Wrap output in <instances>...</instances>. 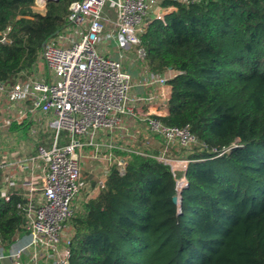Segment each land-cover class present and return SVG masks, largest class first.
<instances>
[{
  "label": "trees",
  "instance_id": "1",
  "mask_svg": "<svg viewBox=\"0 0 264 264\" xmlns=\"http://www.w3.org/2000/svg\"><path fill=\"white\" fill-rule=\"evenodd\" d=\"M73 1L49 0L40 12L36 0H0V39L11 40L0 41V80L38 70L42 43L65 26ZM171 2L140 34L144 64L178 72L160 119L188 124L206 146L180 151L189 164L179 202L181 172L157 158L162 138L144 154L116 150L126 173L111 164L75 211L69 264H264V0ZM24 200L0 196L5 246L23 230Z\"/></svg>",
  "mask_w": 264,
  "mask_h": 264
},
{
  "label": "built area",
  "instance_id": "2",
  "mask_svg": "<svg viewBox=\"0 0 264 264\" xmlns=\"http://www.w3.org/2000/svg\"><path fill=\"white\" fill-rule=\"evenodd\" d=\"M43 2L46 4V0ZM154 2L73 1L65 26L42 45L40 57L47 67V77L21 71L11 82L0 80V99L30 102L31 109L51 115L46 128L52 138L49 147L38 146L41 173L31 174L20 193L25 199L20 205L25 219L23 230L8 246L0 242V264H69L73 235L70 220L79 207L77 198L84 186L86 150L92 148L93 158L105 157L110 164H115L121 175L126 173L128 160L116 150L135 149L144 154L143 148H130L127 141L123 145L112 139L104 143L98 140L100 132L108 135L117 132L135 138V130L130 132L134 121L144 124L149 133L160 136L163 148L157 158L168 164L174 175L181 172L176 176V196L180 201L189 160L168 158V152L174 145L189 148L206 144L200 143L188 124L167 125L160 119L161 115L142 109V103L151 102L156 96L132 92L134 75L125 63L127 58L130 63L143 65L145 62L146 51L141 46L140 34L154 19L151 17ZM107 5L115 12L109 30ZM156 18L164 19L161 14ZM0 41L11 42L7 32ZM177 73L148 71L143 73L141 84L155 89L157 85H167ZM10 123L4 127L8 128ZM61 135L66 139L62 140ZM145 143L149 145V141ZM104 183L105 178H100L99 186ZM10 195L6 193L2 197L9 199Z\"/></svg>",
  "mask_w": 264,
  "mask_h": 264
},
{
  "label": "crops",
  "instance_id": "3",
  "mask_svg": "<svg viewBox=\"0 0 264 264\" xmlns=\"http://www.w3.org/2000/svg\"><path fill=\"white\" fill-rule=\"evenodd\" d=\"M171 1L172 0H155L151 9V17L156 18V16L159 14L165 17L167 13L173 11L175 9V6ZM105 14L107 15L106 27L109 30L112 27L111 23L115 18V12L113 8L107 5L105 8ZM39 60L43 62L41 57ZM125 63L126 68H128L134 75V86L132 88V92L137 95H150L152 93L156 96V98L151 102H147L145 104L140 103L142 105V109L148 112L157 113L161 116L166 115L168 113L167 98H169L171 95V85L169 83L167 85H157L155 89H152V87L147 85H142L141 83L143 81V73H147L150 70L145 66V64L141 65L138 62L130 63V60L128 58ZM31 73H33L34 75L37 74L36 71H32ZM41 77L44 76L40 75L39 78ZM45 77H47V75ZM50 116V114H44L40 111L31 109L30 102H14L6 98L0 99V134H4L8 131V128H5L4 124L10 121L11 123L9 126V130L10 128H12L11 126L14 125L19 126V128L15 129L16 131L22 128L24 125H29L32 132L30 133L32 139H29L27 144H21L22 147L18 146L16 153H11L9 151L5 152L4 148H2V145H0V196L6 193H22V191L24 190V183L26 179H28L31 174H36V176H39V174L41 173V160L37 157V146L41 144L40 142L42 132H46V137L44 138L43 142H45L47 147L51 145L52 138L46 128V121L48 118H50ZM137 125H139L137 124V122L132 123V126H135V128L137 127ZM116 134L118 133L116 132L113 135H108L104 132H100L97 137L98 140L106 143L110 139L114 140L113 137H115L114 135ZM47 137L49 140H46ZM15 138L17 139V137ZM61 138L62 140L66 139L64 135H61ZM152 139L153 140L149 139V148L152 144H154L153 147L156 146L155 144H159V140L155 138ZM10 142L12 144L17 143L15 142L14 138ZM115 142H117L116 139ZM123 144H125V142H123L122 145ZM31 145L32 147H30V150L27 151L31 153H26L25 150ZM128 145L130 148H136L131 144V142H128ZM90 152H92V148H88L87 155L83 159V173L86 172L90 174L89 176L92 179H96L97 185L100 189V186L98 184L100 178L98 179L95 172L96 170H99L104 173L105 168L103 167L102 158H93ZM86 158H90V160ZM11 181H14V184H12ZM77 204L80 206L78 202Z\"/></svg>",
  "mask_w": 264,
  "mask_h": 264
},
{
  "label": "rangeland",
  "instance_id": "4",
  "mask_svg": "<svg viewBox=\"0 0 264 264\" xmlns=\"http://www.w3.org/2000/svg\"><path fill=\"white\" fill-rule=\"evenodd\" d=\"M46 4H44V3L43 4H40L36 0V7H35V9L37 11H40V12H45V10H46L45 9ZM36 73L37 74H35V76H37V77H39L40 75L41 76L43 75L45 77L47 75V67L45 66V64L42 61H39L38 70L36 71ZM132 123H134V121ZM137 124H139V125H137L136 128L134 126L133 128L130 129V132H133V130H135V133H136L135 134V138H133L131 136H128V135L127 136H121L118 133V134L114 135L115 137H113L114 138L113 141H115V139H116L119 144H122L125 141H127L126 143L131 142V144L134 147L140 148V149H142L143 147L144 148L145 147L146 148H149L150 145H145L146 144L145 143L146 140L149 141V139L150 140H153L152 138H155V139L159 140V142H160V139H161L160 136L157 137V136H154V134L149 133V131L147 130V128H146V126L144 124H141V123H137ZM11 127L12 128H10V130H9V127H8V131L5 132L4 134H0V145H2V148H4L5 152L6 151H9L11 153H16V150H17L18 146H21L22 147L21 144H23V143H26L27 144L28 141H29V139H32L31 138V135H30V133H32V132H31V129H30L29 125H24L22 128H20L17 131L15 129L19 128L18 125H14V126H11ZM15 137H17V139ZM45 137H46V132H42V134H41V142L40 143L42 145H45L46 146L45 142H43V140H44ZM13 138L15 139V142H17L16 144H12L10 142V141H12ZM39 139H40V137H39ZM47 139H48V137L46 138V140ZM20 141H22V142H20ZM153 145L154 144H152L151 147H153ZM155 145L156 146H154L153 148L159 147V144H155ZM30 147H32V145L29 146L25 150L26 153H31V152H27L28 150H30L29 149ZM23 148H24V146H23ZM184 149L178 147L177 145H174L169 150L167 156H168V158H175V159L176 158H180V157L185 158V157L182 156V153H180V151L181 150H184ZM170 151H171V155H170ZM173 151H175V153H173ZM102 153L105 154V151H102ZM160 154H161V151H160ZM183 154H186V153L184 152ZM85 155H87V150L85 152ZM86 159L90 160V158H86ZM102 162H103V167L105 168L104 169V173H105V171H107V169H109V167H110L111 164H110L109 160H107L105 157L102 158ZM95 173L97 174L98 179L105 177L104 176V173L101 172V171H99V170H96ZM89 175L90 174H88L86 172L83 173L84 186H83L82 190L80 191V193L78 195V198H77V202L80 205H81V203H82L83 200L89 198L90 196H93V195L97 194V192L99 191L98 190L99 189L98 185H95V187L93 185H91L92 184V178ZM70 224H71V221H70Z\"/></svg>",
  "mask_w": 264,
  "mask_h": 264
},
{
  "label": "water",
  "instance_id": "5",
  "mask_svg": "<svg viewBox=\"0 0 264 264\" xmlns=\"http://www.w3.org/2000/svg\"><path fill=\"white\" fill-rule=\"evenodd\" d=\"M47 1H49V0H46V3H47ZM42 45H44V42L42 43ZM173 201L178 202V197L176 195L173 196Z\"/></svg>",
  "mask_w": 264,
  "mask_h": 264
}]
</instances>
